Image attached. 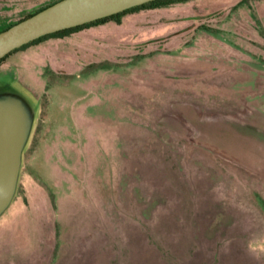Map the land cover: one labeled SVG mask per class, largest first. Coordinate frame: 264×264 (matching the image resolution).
<instances>
[{
	"label": "rangeland",
	"instance_id": "rangeland-1",
	"mask_svg": "<svg viewBox=\"0 0 264 264\" xmlns=\"http://www.w3.org/2000/svg\"><path fill=\"white\" fill-rule=\"evenodd\" d=\"M50 1L0 0V29ZM229 4L231 7L225 9L219 19L214 17L205 23L208 29L204 33L196 31L184 38H173L168 44L180 38L185 40L188 50L178 52L187 58L186 52L191 49L202 51L204 47L208 51L206 41L210 43L215 39L226 48L234 43L236 47L229 55L237 62L222 80L251 87L256 91L254 100L263 101L264 0H190L167 9L168 12L184 13L205 6ZM111 20L113 18L108 21ZM178 26L180 24L172 23L147 27L136 39L168 33ZM233 26L241 30L240 35L234 33ZM83 29L41 40L7 55L0 63V83L24 90L38 107L32 137L23 156L17 191L10 207L0 217V264H75L77 258L90 262L97 256L102 258L103 264L130 263L129 254L123 250L122 234L113 232L107 212L112 209V199H116L124 159L143 145V198L158 195L170 204L158 207V211L162 215H172L168 225L173 230L180 228L177 218L183 208L188 221L194 213L193 206L203 209L211 204L210 195L206 193L208 182L198 168L200 165L183 160L189 148L196 147L193 154L199 160L206 154L201 151L204 149L232 167L249 170V136L219 141L218 148L210 146L212 139L205 137L203 130L204 117L198 105L191 102L173 100L164 107L156 124L163 133L174 138L163 142L154 139L152 130L121 120L116 108L106 101L104 90L108 87L100 84L102 75H112L116 88H119L126 75L156 71L159 67L153 63L157 57L167 61L170 55L177 54L154 48L155 51L148 50L119 66H97L95 60L88 57L81 66L68 64L67 56L72 53L67 49L69 45L97 51L93 38L102 30L127 31L123 25L116 28L113 24L100 29ZM233 34L239 40H235ZM177 47L178 44L171 50ZM212 49L213 46L209 51ZM50 57L66 62L70 75L54 74ZM165 72H173V66L167 64ZM189 85L194 82L179 83V88L187 89ZM242 140L245 143L240 142ZM238 145L246 147L245 152H240ZM217 167L219 170L223 168L220 164ZM222 194L228 204L246 213L256 238L253 243L260 246V258L264 264V248L261 246L264 244V202L254 199L246 186L228 179L222 187ZM198 212L199 215L209 213L205 209ZM159 226L156 225V229H161ZM100 234L105 242L92 245L85 255L81 254ZM140 235L145 248L152 251L148 264H180V256L187 261L185 264H204L201 256L188 257L187 250L194 245L191 237H182L178 249L184 252L177 255L172 253L174 250L171 254L165 252L171 248L170 242H175L172 236ZM103 245L108 249L106 257L102 255ZM119 248L123 252H119ZM135 264H141V260Z\"/></svg>",
	"mask_w": 264,
	"mask_h": 264
},
{
	"label": "flooded vegetation",
	"instance_id": "flooded-vegetation-1",
	"mask_svg": "<svg viewBox=\"0 0 264 264\" xmlns=\"http://www.w3.org/2000/svg\"><path fill=\"white\" fill-rule=\"evenodd\" d=\"M56 1L52 0L47 4H42L38 9L46 8ZM168 7L129 11L123 14L118 21H106L84 28V31L100 29L113 24L116 28L123 25L127 31L105 32L102 30L93 38L97 51L91 48L90 50L82 49L78 45H69L67 49L72 53L67 56V63L81 66L84 59L88 57L94 59L97 66H119L146 54L148 50H151L149 52L155 51L154 48L175 52L177 55H170L167 61L157 57L153 63L159 67L156 71L149 70L132 76L126 75L119 88H116L112 75L108 74L107 77L102 75L100 84L108 87L104 90L106 101L116 108L121 120L133 125L144 126L145 129H149L148 131L152 130L154 139L162 140V142L173 137L163 133L160 126L156 124L161 118L160 114L164 107L173 100L191 102L198 105L204 117L203 130L205 137L207 135L209 140L212 139L210 146L218 148L219 141H233L240 139L238 137L240 135L249 136L251 163L248 171L238 169L204 149L201 151L206 154H203L199 160L193 154L196 147L189 148L183 160L200 165L198 168L208 182L206 193L210 195L211 204L203 209L193 206L194 213H191L188 221L184 216L183 208L177 218L180 228L173 230L168 225L172 215H162L158 211V207L162 208L166 205L168 207L170 204L158 195L150 199L143 198L144 190L141 182L145 163L143 145L141 149L130 152L124 159L121 166L122 173L116 186V199H112V209L107 212L109 222L113 226V232L122 234L125 244L123 250L129 254L130 259V263L125 264H135L138 259L141 260V264L149 263L152 251L145 248L146 244L141 242L140 234L172 236L175 241L174 244L170 242L172 249L168 248L169 250L165 252L170 253L174 250L175 252L172 253L177 255L184 252L178 249L182 237H191L194 245L189 251L187 250L188 257L201 256L204 264H262L260 246L253 243L256 238H254V231L246 213L234 208L222 198V187L227 179L239 182L247 187L254 199L258 198L264 202V100H254L256 91L251 87L239 86L222 80L234 69L237 62L229 55V52L235 49L234 43L228 44L226 48L215 39L210 43L206 41L208 51L204 47L202 51L199 48V50L191 49L192 51L186 52L187 58H183L178 52V50H188L185 40L182 41L180 38L168 44V41L173 38H184L196 31L204 33L208 29L205 23L212 21L214 17L219 19L220 14H224L225 9L231 5L209 6L184 13L181 11L168 12ZM141 11L146 12L140 13ZM172 23L180 24V26L168 33L136 39L147 27ZM232 30L236 35L241 33V30L235 26ZM232 36L235 40H239L234 34ZM177 44V49L171 50V47ZM209 46H213V51H209L211 48ZM49 59L51 71L54 74L70 75L66 62L56 57ZM167 64L173 66V72H165ZM185 82H194V85H189L187 89L179 88V83ZM2 89H9V87L7 84L0 83V90ZM240 142L245 143L243 140ZM219 164L222 165V170L217 167ZM204 209L209 213L199 215L198 211ZM158 224L161 229H156ZM187 229H189L188 232ZM146 238L149 239L148 236ZM258 240L262 239L258 238ZM102 242H105V239L100 234L95 242H89L81 254L85 255L88 248L102 244ZM105 245L101 247L103 257L108 256L106 252L108 249ZM261 246L264 248V244ZM120 249L119 252H123ZM180 258L182 259V261L179 260L180 264L187 262L183 256ZM103 262L102 258L97 256L90 262L80 261L77 258L75 264H103Z\"/></svg>",
	"mask_w": 264,
	"mask_h": 264
},
{
	"label": "water",
	"instance_id": "water-1",
	"mask_svg": "<svg viewBox=\"0 0 264 264\" xmlns=\"http://www.w3.org/2000/svg\"><path fill=\"white\" fill-rule=\"evenodd\" d=\"M155 0H58L0 32V60L23 45ZM37 102L24 90H0V217L17 191L23 156L37 120ZM239 151L245 152L241 145ZM249 152V145L247 147ZM250 155V154H249Z\"/></svg>",
	"mask_w": 264,
	"mask_h": 264
},
{
	"label": "trees",
	"instance_id": "trees-1",
	"mask_svg": "<svg viewBox=\"0 0 264 264\" xmlns=\"http://www.w3.org/2000/svg\"><path fill=\"white\" fill-rule=\"evenodd\" d=\"M58 1V0H57ZM188 1H190V0H155V1H152V2H146V3H144V4H142V5H140V6H138V7H134V8H129V9H127V10H125V11H123V12H121V13H119V14H116V15H111V16H109V17H106V18H104V19H100V20H95V21H92V22H90V23H87V24H84V25H82V26H76V27H73V28H71V29H67V30H64V31H58V32H56V33H53V34H51V35H47V36H45V37H40V38H38L37 40H35V41H33V42H31V43H29L28 45H23L21 48H19V49H17V50H15V51H18V50H21V49H23V48H27L28 46H31V45H33V44H35V43H37V42H39V41H41V40H45V39H47V38H51V37H58V36H64V35H68V34H70V33H72V32H75V31H80L81 29H83V28H86V27H88V26H91V25H94V24H96V25H99V24H102V23H104V22H106V21H108L109 19H112L113 18V20H115V21H118V19H120L121 18V16H123V14H125V13H127V12H129V11H131V12H133V11H137V10H140V9H147V8H149V9H154V8H162V7H168V6H170V5H173V4H176V3H186V2H188ZM48 7V6H47ZM44 8V7H43ZM43 8H40V9H37L36 11H34V12H32V13H30L29 15H27V16H25V17H22L21 19H19V20H17L16 22H14V23H12V24H8L7 26H5V27H3L2 29H0V32L1 31H3V30H5V29H7L8 27L10 28L11 26H13L14 24H16L17 22H19V21H21L22 19H24V18H28V17H30V16H32L33 14H35V13H37L38 11H40V10H42ZM45 9V8H44ZM15 51H12L10 54H12L13 52H15ZM9 54V55H10ZM8 55V56H9ZM7 56V55H6ZM5 56V57H6ZM4 57V58H5ZM3 58V59H4ZM3 59H1L0 60V63H1V61L3 60Z\"/></svg>",
	"mask_w": 264,
	"mask_h": 264
},
{
	"label": "crops",
	"instance_id": "crops-1",
	"mask_svg": "<svg viewBox=\"0 0 264 264\" xmlns=\"http://www.w3.org/2000/svg\"><path fill=\"white\" fill-rule=\"evenodd\" d=\"M230 4L233 5V2H231ZM230 4H229V5H230ZM205 7H209V6H205ZM202 8H204V7H202ZM202 8H201V9H202Z\"/></svg>",
	"mask_w": 264,
	"mask_h": 264
}]
</instances>
